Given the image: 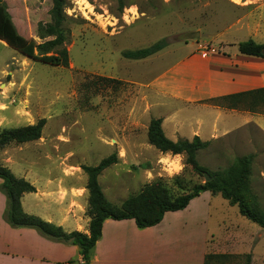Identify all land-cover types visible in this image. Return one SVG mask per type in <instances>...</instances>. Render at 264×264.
I'll list each match as a JSON object with an SVG mask.
<instances>
[{
  "label": "rangeland",
  "instance_id": "1",
  "mask_svg": "<svg viewBox=\"0 0 264 264\" xmlns=\"http://www.w3.org/2000/svg\"><path fill=\"white\" fill-rule=\"evenodd\" d=\"M3 1L18 33L35 47L41 43L38 26L51 21L52 0ZM123 2L120 11L118 0H68V66L57 61V54L25 53L0 40V130L47 120L39 140L0 148V165L35 187L51 179L87 186L82 166H97L116 153L118 163L100 174L99 183L117 207L158 179L175 196L205 182L183 155L163 167L161 152L149 144V123L164 114L169 102L152 83L191 50L208 45L224 53L249 39L264 42V0ZM162 39L168 46L149 58L123 56ZM207 111L186 106L180 114L187 119L209 117ZM163 131L175 142L194 138L186 127L184 135ZM210 136L200 137L210 145L198 152L199 164L215 173L254 155L250 188L264 209V135L249 129V135ZM175 177L182 179L183 189ZM1 183L0 207L5 201V212ZM26 209L38 212L28 204ZM210 229L217 242L209 253L227 256L212 264H264V228L221 195L212 204Z\"/></svg>",
  "mask_w": 264,
  "mask_h": 264
},
{
  "label": "crops",
  "instance_id": "2",
  "mask_svg": "<svg viewBox=\"0 0 264 264\" xmlns=\"http://www.w3.org/2000/svg\"><path fill=\"white\" fill-rule=\"evenodd\" d=\"M151 86L169 101L159 118L163 119V129L167 128L171 135H184L185 127L190 135L199 137L249 135V129L264 135L262 102L255 111L244 104L234 108L209 104L213 99L264 89V58L241 54L238 43L224 53L208 56L199 49L191 50ZM186 106L206 109L209 117L199 114L184 118L180 113ZM161 154L163 167L176 164L181 156ZM36 189L22 198L25 212L62 226L67 232L89 233L86 183L51 179ZM216 196L203 192L185 209L167 212L159 224L143 229L133 219H107L91 264H205L207 254L217 242L214 230L210 229ZM4 204L5 201L0 207V264H83L76 245L50 240L32 228H12L3 219ZM27 204L38 212L27 210Z\"/></svg>",
  "mask_w": 264,
  "mask_h": 264
},
{
  "label": "trees",
  "instance_id": "3",
  "mask_svg": "<svg viewBox=\"0 0 264 264\" xmlns=\"http://www.w3.org/2000/svg\"><path fill=\"white\" fill-rule=\"evenodd\" d=\"M118 2L120 11H123L125 8L123 0H118ZM68 5V0H52L51 21L39 24L37 33L42 42L35 47L32 42L18 33L5 2L0 0V40L9 47L25 53H33L36 50L40 56L57 54V61L68 66L69 52L65 47L69 36L66 27L69 19L66 14ZM167 46L168 41L162 39L147 48L125 51L123 56L130 60H142L159 53ZM238 50L244 55L264 58V44L253 39L239 42ZM45 59L48 60V57ZM210 102L215 103L214 105H227L230 108L244 104L245 108L249 107L250 110L255 111L259 102L264 104V89L213 99ZM46 123V119H41L33 125L1 129L0 148L39 140ZM162 123V118L151 119L147 132L149 144L162 153L183 155L185 164L198 175L204 176V183L196 184L190 191L185 189V192L175 196L170 192L165 182L158 179L146 185L137 195L129 197L120 207H117L107 200L99 183L100 174L118 163L117 154L113 153L104 158L97 166H82V170L88 178L86 188L89 193L87 215L90 217V222L89 233L86 234L78 231L67 232L62 226L25 212L22 207V198L25 194L35 193L36 187L25 178L15 176L8 167L0 165L1 191L7 200L6 210L3 214L5 222L14 229L32 228L50 240L76 245L82 256L83 264H91L93 250L102 236L103 224L107 219L118 221L133 219L140 229L152 227L163 220L165 213L185 209L191 200L206 191L213 195L219 194L231 205H237L242 216L264 228V209L250 188L254 155L238 158L227 170L210 173L197 160L198 152L206 149L210 142L203 141L199 136H194L190 141L184 139L172 141L165 136ZM206 172L211 177L210 181H206L204 175ZM174 181L179 188H184L181 178L175 177ZM225 258H227L226 255L209 253L205 258V264H212L215 260Z\"/></svg>",
  "mask_w": 264,
  "mask_h": 264
},
{
  "label": "built area",
  "instance_id": "4",
  "mask_svg": "<svg viewBox=\"0 0 264 264\" xmlns=\"http://www.w3.org/2000/svg\"><path fill=\"white\" fill-rule=\"evenodd\" d=\"M201 51H202V54L204 56H208V55H211L213 53H217V50L214 47L208 46V45L201 47Z\"/></svg>",
  "mask_w": 264,
  "mask_h": 264
},
{
  "label": "water",
  "instance_id": "5",
  "mask_svg": "<svg viewBox=\"0 0 264 264\" xmlns=\"http://www.w3.org/2000/svg\"><path fill=\"white\" fill-rule=\"evenodd\" d=\"M204 175L206 176V181H210L211 180V177L209 176L208 173H204Z\"/></svg>",
  "mask_w": 264,
  "mask_h": 264
}]
</instances>
